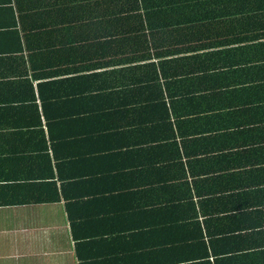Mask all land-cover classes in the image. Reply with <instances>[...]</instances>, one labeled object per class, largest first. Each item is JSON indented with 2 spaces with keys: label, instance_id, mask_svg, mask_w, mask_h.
Wrapping results in <instances>:
<instances>
[{
  "label": "crops",
  "instance_id": "0c3cea01",
  "mask_svg": "<svg viewBox=\"0 0 264 264\" xmlns=\"http://www.w3.org/2000/svg\"><path fill=\"white\" fill-rule=\"evenodd\" d=\"M50 2L0 0V264H264V49L51 57Z\"/></svg>",
  "mask_w": 264,
  "mask_h": 264
},
{
  "label": "trees",
  "instance_id": "16d2710c",
  "mask_svg": "<svg viewBox=\"0 0 264 264\" xmlns=\"http://www.w3.org/2000/svg\"><path fill=\"white\" fill-rule=\"evenodd\" d=\"M48 5L58 9L61 33L80 36L73 48L69 46L74 41L66 42L60 49L50 40L46 47L51 57L54 51L57 56L71 49L77 53L84 46L82 34L86 28L90 31L88 26L95 32L91 42L102 32L110 39L107 42L120 39L119 50L122 48L127 53L125 57H135L133 54L140 52L139 57L186 55L196 60V57H214L213 52L231 42H241L235 45L237 50H243L242 46L264 49V0H54V5L52 2ZM91 46L94 43L88 48ZM107 47L116 49L117 45L109 43ZM163 64H159L161 69H164ZM154 78L157 81V77ZM9 189L0 193L5 197L2 198L4 205L28 202L26 197L16 193L17 190ZM32 200L50 202L55 201L56 196Z\"/></svg>",
  "mask_w": 264,
  "mask_h": 264
}]
</instances>
